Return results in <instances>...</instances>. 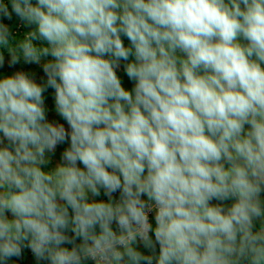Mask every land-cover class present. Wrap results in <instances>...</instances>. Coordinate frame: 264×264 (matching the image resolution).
<instances>
[{
	"label": "clouds",
	"instance_id": "9594fccd",
	"mask_svg": "<svg viewBox=\"0 0 264 264\" xmlns=\"http://www.w3.org/2000/svg\"><path fill=\"white\" fill-rule=\"evenodd\" d=\"M10 5L0 264H264V0Z\"/></svg>",
	"mask_w": 264,
	"mask_h": 264
},
{
	"label": "rangeland",
	"instance_id": "374dc122",
	"mask_svg": "<svg viewBox=\"0 0 264 264\" xmlns=\"http://www.w3.org/2000/svg\"><path fill=\"white\" fill-rule=\"evenodd\" d=\"M5 3L9 4V10L11 11L10 0H5ZM7 21L12 22V23L16 22L15 23L16 27H19V26L23 27L22 22L19 19H17V17L15 16L14 13H13L11 20H8L7 18L0 16V22L8 25ZM9 61H10V56L8 54H5V63L3 66H0V76L11 75V74H14L16 71H24V72L28 73L30 76H32L34 79H36L37 82H42L43 80L46 79L45 74H43L42 65L26 64V63H24L23 59L21 58V60L18 64L9 67ZM118 75L121 77L122 84L124 87L127 88L128 83H131L130 85H132V82H130L127 79L122 68L120 70H118ZM129 90H130V87H129ZM45 97H46V106L49 108V113H48L49 120L53 121V122L64 123L62 118H60L54 111V98H53L54 92H52V94L50 96L45 95ZM65 126L67 127L66 122H65ZM65 147H67V143L64 145H58L55 154L54 155L49 154V155H51V164L52 165H55L56 163L60 162V155H61V153ZM114 195H116L118 197V193L114 194ZM103 197L107 198L106 196H103ZM104 198H103V200H104ZM97 199L100 200V199H102V197L101 198L97 197ZM25 257L27 259H30L31 262L36 261L34 256L31 253L30 249H27ZM18 260H20V258H18Z\"/></svg>",
	"mask_w": 264,
	"mask_h": 264
},
{
	"label": "trees",
	"instance_id": "16d2710c",
	"mask_svg": "<svg viewBox=\"0 0 264 264\" xmlns=\"http://www.w3.org/2000/svg\"><path fill=\"white\" fill-rule=\"evenodd\" d=\"M17 19H19V18L17 17ZM15 23H12V22L7 21V24H8V26L11 29V31H12L13 34H16V33H21L22 34L23 32H25V31L28 30L25 27H21V26L16 27V24ZM125 42L127 43L126 39H125ZM5 54H7V53H5ZM52 92H54V90L49 89L48 92L45 93V95L50 96L52 94ZM26 251H27V248L23 249L22 255H21L22 258H24L25 254H26Z\"/></svg>",
	"mask_w": 264,
	"mask_h": 264
},
{
	"label": "crops",
	"instance_id": "0c3cea01",
	"mask_svg": "<svg viewBox=\"0 0 264 264\" xmlns=\"http://www.w3.org/2000/svg\"><path fill=\"white\" fill-rule=\"evenodd\" d=\"M123 76V75H122ZM131 83H128V87H127V89H129V87H130V89H131V87H132V85H130ZM68 146V145H67ZM104 195H103V192L101 193V196H100V198L102 197V199L104 198L103 197ZM96 199H97V197H96ZM104 200L106 201L107 200V198H104ZM141 250H143V251H145V253L146 254H148L147 253V250H144V249H141ZM26 255V254H25ZM20 258V260H18V258H12V260L11 261H9V264H37V262L35 261V262H31V260L30 259H27L25 256H24V258H21V256L19 257ZM89 264H92V262H89Z\"/></svg>",
	"mask_w": 264,
	"mask_h": 264
},
{
	"label": "built area",
	"instance_id": "2783aa9c",
	"mask_svg": "<svg viewBox=\"0 0 264 264\" xmlns=\"http://www.w3.org/2000/svg\"><path fill=\"white\" fill-rule=\"evenodd\" d=\"M150 219H151L152 222L154 223V217H153V216H150Z\"/></svg>",
	"mask_w": 264,
	"mask_h": 264
}]
</instances>
